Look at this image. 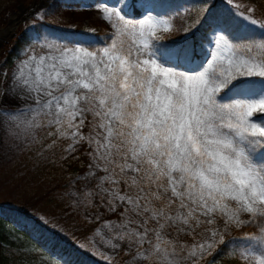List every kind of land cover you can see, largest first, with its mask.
Here are the masks:
<instances>
[{
	"label": "snow or ice",
	"instance_id": "6c2138e0",
	"mask_svg": "<svg viewBox=\"0 0 264 264\" xmlns=\"http://www.w3.org/2000/svg\"><path fill=\"white\" fill-rule=\"evenodd\" d=\"M96 8L108 41L25 48L0 81V118L16 135L54 129L48 136L68 141V155L86 146L91 163L70 195L98 223L106 264L118 251L127 264H201L230 228L248 225L258 232L233 254L264 264V35L234 39L226 22L210 24L204 59L191 69L183 65L195 50L169 48L157 34L175 17L149 10L133 20L103 0ZM247 12L232 14L264 33L255 9Z\"/></svg>",
	"mask_w": 264,
	"mask_h": 264
},
{
	"label": "trees",
	"instance_id": "16d2710c",
	"mask_svg": "<svg viewBox=\"0 0 264 264\" xmlns=\"http://www.w3.org/2000/svg\"><path fill=\"white\" fill-rule=\"evenodd\" d=\"M24 0H0V26L5 23L2 16ZM101 0H50L48 7H93ZM108 6L123 9L127 18L139 20L145 9H150L153 16L166 17L186 9L182 19L181 34L170 40H161L160 43L175 49H194L197 55L193 57V63H185L186 68L195 69L202 61L205 53L204 47L208 41L209 25L218 22H226L225 30L234 38L259 39L264 33L255 29L243 27L235 20L226 5V0H103ZM245 8L255 9V16L264 21V0H234ZM3 3V4H1ZM211 9L210 14L205 13V8ZM253 14V15H254ZM199 22V23H198ZM184 29H188L187 32ZM46 35L66 46L76 43L103 46L109 39V34L99 28H89L85 22L77 23L69 29L48 25L39 19L31 18L24 23L13 37L12 41L5 45L0 52V71L8 69L14 59L22 56L25 48L31 49L37 45V41ZM0 73V81H1ZM86 131V129L84 130ZM64 140L58 144L63 146ZM86 146L72 155H63L56 160L60 172H54L49 178L50 184H55L54 189H49L42 196L44 204L53 213L46 215L40 209L38 197L34 202L16 204L15 209L3 207L0 203V264H106L100 256L89 249L88 236L93 231L95 223L88 222L71 205V208L62 201L50 198L63 189L65 178L71 180L80 176L87 170ZM55 197V199L57 198ZM61 198V197H60ZM51 202V203H50ZM71 209V211H70ZM56 211V212H55ZM42 216H45L44 218ZM113 216L105 215V218ZM246 233H255L250 226L231 229L224 235L225 243L208 256L201 264H243L234 255V249L246 242L243 237ZM125 256L119 253L114 257V264H122Z\"/></svg>",
	"mask_w": 264,
	"mask_h": 264
},
{
	"label": "rangeland",
	"instance_id": "374dc122",
	"mask_svg": "<svg viewBox=\"0 0 264 264\" xmlns=\"http://www.w3.org/2000/svg\"><path fill=\"white\" fill-rule=\"evenodd\" d=\"M11 1L12 0H9V2ZM31 1L32 0H24L16 4L13 8L11 6V9L7 10L5 13L2 14V16L5 17V23L1 25L0 28L5 27L7 25V22L10 20V18H12L16 13L19 12V10H17L18 6L22 5L27 7ZM34 1L36 2L37 0ZM49 2L50 0H43L42 1L43 5L36 8L33 11V13H31L28 16H25L24 14L23 15L25 16L24 23L29 22L31 18H36L54 27L69 29L77 23L85 22L89 25L90 29L99 28L102 31L108 33L109 35L112 34L111 26L108 23H106L103 19H101V15L97 11L96 6L93 7L79 6L73 8H67V7L50 8L48 7ZM234 3H238V2H234ZM240 5L242 6L240 9H231L229 4L226 6L231 14L233 11H236V12H243L245 15H247L248 14L247 9L249 7L245 8L242 4ZM149 10L150 9L144 10L141 18H143V16L146 15ZM185 12L186 9H183L176 14L170 15L172 17H175V20L173 21L175 27L172 30H170L168 33H164L162 29L159 30L157 34L162 37L161 40H170L181 34V27H182L181 22L182 19L185 17L186 14ZM232 16L235 20L240 22V24L243 27L248 29H255L258 32H261V29L259 27H253L251 24H249L246 20H244L240 16L233 14ZM253 17L258 21H260L259 18L255 16V14L253 15ZM161 18H165V17H161ZM260 22L264 23V21H260ZM23 26L24 25H22V22H20V26L17 31L22 29ZM13 37L10 39V42L12 41ZM42 39H47L51 42H58L46 35H44ZM58 43L64 45L61 42ZM8 44L5 43L3 45L5 46ZM4 46L1 47L0 52ZM37 47L38 44L32 48H37ZM207 48H208V41L204 45L205 53L203 55V59L206 54ZM16 62L17 59H14L11 63V66L8 69H3L0 71L2 76L1 81H3L4 79L3 73L10 71ZM226 101L227 98H225V102ZM17 103L20 105H24L29 103V101H26L24 99H19ZM14 130H15V125L8 118H0V203H2L3 207H7L13 210L16 208V204L19 205L22 204L23 202L30 204L34 202L35 198L38 197L39 202L43 203L42 205H40V209L44 211L43 213H45L46 215H50V213L53 212L49 210V207L45 206L46 204H44V200L42 199V196L44 195V193L46 194L49 189L55 188L56 183L50 184L48 179L52 178V174L54 172H60L59 169H56L57 163L55 162V159L58 160L61 159L63 155H68L64 151V149L67 147L68 141L64 140L63 146L60 147L58 144L60 143V140L63 139H57L56 137L48 136V131H54V129L35 128V129H31L27 134L21 132L19 133V135L14 134ZM87 131L88 129L86 128L85 132L87 133ZM87 163H88L87 165V170H88V166L91 163L88 156H87ZM85 173H83L80 176H76L72 180L71 178L70 179L65 178L64 185L62 186L63 189L60 191L59 194L61 198L57 197V192H54V195L57 198L55 199V197L52 196L50 198V201L63 200L62 202L65 203L66 205L69 204L70 208L71 205L75 207L74 198L70 195V193L75 189V187L82 185L84 183L83 180H77L76 178L84 176ZM77 212L81 215L82 218L85 219L82 209H77ZM42 217L44 218L45 216ZM104 219H116V217L115 216L111 218L104 217ZM93 223H95V226L91 234L88 236L87 241L89 244V249L92 252H95L98 256H100L99 254L100 251L108 252L109 250L105 248L104 240L101 238V236L95 234L94 232V230L98 227V223L97 222H93ZM248 226L254 228L255 233L258 232L256 226L254 225H248ZM235 228L236 227L230 228L224 235H226L231 229H235ZM182 239H184L188 244L192 243L191 237H184ZM93 241H95V243H93ZM119 253L125 256V259L123 260L122 264H127V261L129 260V256L126 255L124 251H118L115 257ZM238 259L240 260L239 257Z\"/></svg>",
	"mask_w": 264,
	"mask_h": 264
},
{
	"label": "bare ground",
	"instance_id": "6f19581e",
	"mask_svg": "<svg viewBox=\"0 0 264 264\" xmlns=\"http://www.w3.org/2000/svg\"><path fill=\"white\" fill-rule=\"evenodd\" d=\"M18 10L19 12L16 13L12 18H10V20L7 22V25L0 28V49L2 46H4V43H10V40H8V38L18 30L21 22V17L26 12V7L21 5Z\"/></svg>",
	"mask_w": 264,
	"mask_h": 264
},
{
	"label": "water",
	"instance_id": "95a60500",
	"mask_svg": "<svg viewBox=\"0 0 264 264\" xmlns=\"http://www.w3.org/2000/svg\"><path fill=\"white\" fill-rule=\"evenodd\" d=\"M42 1H43V0H37V1L35 2L34 0H32V1L30 2V4L26 7L25 16L30 15L31 13H33V11H34L36 8L42 6V5H43V4H42ZM20 6H21V5H20ZM20 6H18V8H19ZM18 8H17V10H18ZM25 16L22 15V17H21L22 25H23V23H24V21H25ZM14 34H15V33H14ZM14 34L11 35V36H9L8 40H10V39L14 36ZM4 44H5V43H4ZM0 46H1V45H0Z\"/></svg>",
	"mask_w": 264,
	"mask_h": 264
}]
</instances>
